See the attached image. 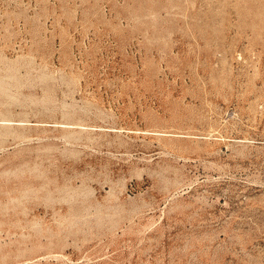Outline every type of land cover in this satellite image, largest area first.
I'll return each instance as SVG.
<instances>
[{
  "label": "rangeland",
  "instance_id": "1",
  "mask_svg": "<svg viewBox=\"0 0 264 264\" xmlns=\"http://www.w3.org/2000/svg\"><path fill=\"white\" fill-rule=\"evenodd\" d=\"M0 264H264V0H0Z\"/></svg>",
  "mask_w": 264,
  "mask_h": 264
}]
</instances>
